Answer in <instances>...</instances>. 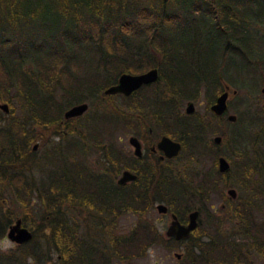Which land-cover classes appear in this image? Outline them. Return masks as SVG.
Here are the masks:
<instances>
[{
	"label": "trees",
	"instance_id": "trees-1",
	"mask_svg": "<svg viewBox=\"0 0 264 264\" xmlns=\"http://www.w3.org/2000/svg\"><path fill=\"white\" fill-rule=\"evenodd\" d=\"M3 2L14 5L17 0H0L2 5ZM26 3L31 8V0ZM60 11L63 14L72 11L70 24L64 23L66 18L63 19L62 15L60 23H55L53 31L48 34L39 35L36 28L33 31L29 27L30 32L20 34L27 42L20 38L14 24L30 23L34 13L28 10L20 17L16 12L1 14L0 100L9 104V90L15 87L27 116L42 126L50 119L61 118L62 111L72 103L88 100L89 107L93 108L84 116L98 121H90L92 130L96 125L101 130V126L108 125L113 118L127 116V107L124 106L129 104L125 97H122L121 109L112 107L105 100L96 102L102 95L101 90L116 82L121 72L136 73L155 66L158 79L137 89L136 93L142 99L139 102L146 106L144 109L149 115H170L173 110L171 99L178 102L195 100L201 91L206 99L202 116L208 120L204 121L196 111L184 117L182 157L186 163L190 158L201 162L200 159L208 153L213 158L210 167L193 173L195 178L183 166L175 185L165 179L163 195L193 196V203L199 207L202 198H206L210 190L217 189L218 183L225 186L232 181L238 182L239 188L246 186L251 171L241 173L235 167L234 179L226 180L224 174L216 170L215 157L219 152L212 150L205 132L210 125L212 132L229 138L234 152L238 148L236 136L250 135L245 124L252 126L256 113L249 110L250 102L245 97H240L243 108H235L236 120L231 125L237 128L231 130L214 129V114L209 111L208 104L224 89V84L236 86L238 82L233 75L240 78L242 85L253 87L257 69L260 72L264 69V34L262 31L258 34L255 29L259 25L264 30V0H111L108 8L103 7V0H65ZM41 24L43 29L49 27L47 23ZM197 37L202 40L198 41ZM159 82L164 83L158 92L153 84ZM3 113L0 110V117ZM262 132L264 134V128ZM29 136L24 122L19 119L12 118L0 125V166L11 170L4 174L11 190L8 200L4 199V185H0V238L14 213L11 207L13 198L19 200L22 207L29 199L28 181L20 171L32 139ZM45 159L60 163L54 155L45 156ZM259 175L253 194L259 198V208L264 212V169ZM45 189L47 195L51 191L58 198L66 196L69 206L81 195L69 173L68 177L53 175ZM115 190L117 196L125 194L123 189L117 187ZM39 196L46 195L41 193ZM252 204L249 200L236 199L230 205L232 220L227 223H230L232 232L242 230L244 236L250 238L246 242L262 245L264 218L254 221L249 217L247 212ZM114 206L117 215L120 208L129 205L117 203ZM68 221L64 224L59 220L48 234L43 232L42 226L33 228V239L17 250L24 257H32L35 264H47V261L50 264H108V254L126 261L125 264H132V258L143 255L158 239L150 228L137 222L126 233H114L112 225L106 231L100 227L106 242L102 240L95 244L81 236L75 223ZM212 223L211 243L232 244L227 235L218 232L219 222ZM199 243L204 245L206 242ZM188 244L187 238L179 264H194ZM203 260L200 258L196 263L204 264ZM0 264L28 263L0 253Z\"/></svg>",
	"mask_w": 264,
	"mask_h": 264
},
{
	"label": "flooded vegetation",
	"instance_id": "flooded-vegetation-1",
	"mask_svg": "<svg viewBox=\"0 0 264 264\" xmlns=\"http://www.w3.org/2000/svg\"><path fill=\"white\" fill-rule=\"evenodd\" d=\"M158 75L157 69V78L155 80L140 84L128 94L121 92L105 93L103 92L104 87L101 90L100 99H97L96 102L101 101L103 103L105 100L112 107L119 108L123 107L122 97H125L129 104L124 106L127 107V116L113 118L106 125L107 127L102 125L101 130L98 125L93 126L92 130L89 127L90 121H98L94 120V117L89 119L84 116V113L89 108L88 100H83L87 103V106L80 114L68 117L63 116L65 109L83 101L72 103L62 111L61 118L54 121L50 119L47 122L48 124L44 126L28 116V133L29 137H32L27 154L30 166L31 164L36 165L38 169H40L41 165L47 166L44 167L46 169L44 170L45 176L42 182L44 187L42 186L41 188H44L43 193L46 196L38 195L37 197V195L31 196V194L29 196V200L37 198L42 204L41 208L44 211L43 215H41L40 227L42 226L43 232L48 234L52 225L59 220L64 221V224L69 220L68 222L75 223L77 231L81 233L82 219L94 217L97 220V230L102 227V230L106 231V229H110L111 225L114 227V222L112 223L111 221L116 219L117 216L129 213L135 217V221L129 229L136 226L137 222L150 228L158 239L153 241L148 248L157 246L173 251L177 261L176 264H179L178 260L182 252H176L175 250L183 248L187 238L189 239V256L194 264H197L196 261L200 258H204V264H264V242L262 245L248 243L246 240H250V238L245 237L242 230L232 232V229L227 228V221L232 218L230 205L238 198L249 200L253 203L247 212L252 220L258 221L260 218H264V212H260L258 205L259 198L253 194L255 186L258 185L257 177L259 178L260 176L259 172L264 169V149L260 151L254 146V141L261 137L260 134L264 138L262 132L264 115L255 116L254 120L260 125L256 131L257 137L251 145L248 144V147L246 144L242 145L245 137H243V134L237 137V152L233 151L232 145L231 149L229 148L232 155L239 156L236 163L227 155L229 152L221 147L224 137L220 133L214 132L215 134L209 140L210 146L214 148L212 150L219 152L215 157V168L219 173L224 174L223 178L233 180L235 167L241 173L243 170L251 171V178L246 180L245 187L239 188L238 182H236L237 190H245V195L241 196L237 192L232 186L235 182L232 181L230 185L223 186L221 184V187L216 185L218 189L210 190L208 196L202 198L199 207L193 203L195 200L193 196L163 195V181L165 179L172 183L174 182L175 185V182L182 175L183 166L197 163L192 158H190L189 163H186V159L182 157L181 143L183 136L182 127L186 123L183 121L184 117L195 112V108L194 100L185 99L178 102L171 99L172 114L148 115L146 108L144 109L146 106L139 102L142 100L140 99V94L136 92L141 85L154 83L158 79ZM256 79L258 80L257 85L259 84V94H261L259 96L264 97V92L261 90L264 87V81H261V79H264V69L262 72L257 69ZM161 85L153 84L158 92L161 90ZM225 86L228 85L224 84V88ZM133 95L137 96V98H134ZM214 99L208 104L210 112H212L210 104ZM189 101L193 103V110L186 112L185 108ZM182 105L183 110L181 111ZM138 108L142 109L139 110ZM261 108L264 110V102ZM212 113L214 114V120H212L214 129L226 130L228 125L236 120V114L234 120L227 119V106L221 114ZM216 135L219 136L218 142L213 141V137ZM162 137L177 142L179 144L177 152L167 155V148L158 144ZM48 155L58 157L60 163L47 162L45 156ZM218 156H223L226 159L228 163L227 169L219 171L217 166ZM247 167L255 168L256 171L249 170ZM198 170L205 169L190 170L192 178H195L193 173ZM123 171H127L128 175L121 179ZM68 173L72 176L75 187L81 194L73 200V203L71 202L74 206L68 205L69 202H67L66 196L58 198L51 194V191H48L47 195L45 189L48 179L53 175L68 177ZM117 187L124 190L125 194L123 197L115 195ZM222 187H225V192L222 191ZM228 188L235 190L234 196H230L227 193ZM34 189L31 188V192ZM216 192L219 194L220 202L218 205L213 206L211 196ZM117 203H126L129 206L120 208L119 213L116 215L114 205ZM159 204H162L164 208L158 210L157 205ZM57 209L60 210L56 211ZM191 211H196L195 226L189 230L186 236L176 238L175 226L178 224L185 225L188 222V214ZM23 217V214L15 215L7 224L3 235L6 236L9 225L16 218L20 219V225L31 232V237L21 243L9 239L14 244V250H17L20 245H26L33 239L34 227L24 223ZM212 221L219 222L220 229H218V232L227 235V239L231 240L232 244L211 243ZM171 225H173V232L167 233ZM88 230L89 227L87 226L86 231ZM199 241H205L206 243L202 245ZM176 253H179V256H176ZM113 259L115 258L108 254L107 263L113 264ZM50 263L47 261V264Z\"/></svg>",
	"mask_w": 264,
	"mask_h": 264
},
{
	"label": "rangeland",
	"instance_id": "rangeland-1",
	"mask_svg": "<svg viewBox=\"0 0 264 264\" xmlns=\"http://www.w3.org/2000/svg\"><path fill=\"white\" fill-rule=\"evenodd\" d=\"M26 1L28 2V0H17V2L14 5H10L8 2H3V5L0 3V18H1V14L3 13H10V12H16L19 17L20 14L23 12H27L28 10H30V12L34 13V18H31V24L29 22V24L26 23H15L14 26L16 28V32L19 34L21 33H25V32H30L29 31V27L34 29L36 28L37 32L40 34H48L49 32L53 31V27L55 23H60V20L62 19V15H63V19H65V22L67 25L70 24V16L72 14L71 12H67V13H62L60 11V7H61V3L65 2V0H31L32 5L31 8L29 6V3H26ZM62 1V2H61ZM111 0H103V7L104 8H108V5L110 3ZM119 0H117L118 2ZM44 5V7H43ZM21 20V19H20ZM0 21H2V19H0ZM33 23L35 24V26H33ZM41 23H47L49 25V27L43 29V26ZM2 23H0L1 25ZM255 29H257V33L260 34L261 31L264 34V30L260 28L259 25H257V27H255ZM28 30V31H27ZM20 38L23 41H28L27 39L23 38L20 36ZM264 38V36H263ZM198 41H201L202 39H200V37H197ZM39 41L40 39H30L29 41ZM232 78H234L238 83L236 84V86L234 85H230V87H228V97H227V112H232L234 113L235 108H243V101H240V97L242 98H246L248 100V102H250L249 105V110L252 112L256 113V116H262L264 115V110L261 108L262 104L264 102V97L259 96L261 94H259V90H258V86L257 82L258 80L255 79L254 80V86H247V85H242V82L240 81V78L233 75ZM241 82V83H239ZM164 82H159V84H163ZM249 83V82H248ZM257 85V86H256ZM235 89V92H232V90ZM16 88L15 87H11L9 90V95H10V108L11 111L7 112V113H3L1 114V119H0V125H3L5 123L8 122V120L15 118V119H19L22 122H24L25 127L28 131V116H27V112L22 108L21 106V96H19L17 93H15ZM259 96V97H258ZM2 101V100H1ZM205 97L202 95V92L200 91V93L198 94V96L195 98L194 100V108L195 111L197 113L200 114V116L203 118L204 121L208 120L207 117H203L202 113H204V105H205ZM184 104V103H183ZM93 108V107H92ZM91 107H89L87 109V111H90L92 109ZM122 108V107H120ZM181 111L183 110V105L180 109ZM86 111V112H87ZM85 114V113H84ZM149 115V114H148ZM254 122V124H252V126H250V124L248 125L247 123L245 124V127L247 130L250 131V135H246L244 134V140H243V144L246 146L248 144H252L253 141L255 140V138L257 137V129L259 127V123H256L255 120L251 121ZM240 127V126H239ZM238 127V128H239ZM231 128L233 129L234 126H232L231 124L228 125L227 129L231 130ZM237 128V127H235ZM234 128V129H235ZM206 136L209 140H211L210 138L212 137L213 134H215L214 132H212L211 126L208 125L206 128ZM261 137H258L255 141H254V146L258 149V150H263L264 149V138L262 137V135L260 134ZM229 137V135H228ZM237 138V136H236ZM231 145L232 142L229 138H224V142L221 145L222 148H225L227 152H229L227 155L229 156L230 159H232L235 163L238 160L239 156L238 155H232L230 152L231 149ZM248 147V146H247ZM230 148V149H229ZM250 148V147H249ZM38 154V153H36ZM212 154L208 153L206 154V156H204V158H201V162H197L195 165H184L187 169V171L193 170V169H207L208 167L211 166L212 163ZM184 160L183 158H179ZM234 163V164H235ZM22 167L20 168V171H22V174L24 175L26 181H28V187L29 192L31 194V196L34 195H40L41 193L43 194L44 190H41L43 185V181H44V170H46L44 167V165H41L38 169V167H36V165L31 164L30 166V161H29V157L25 158L23 160V162H21ZM43 168V170H42ZM185 170V169H184ZM183 171V170H181ZM11 172L10 169H5L3 166H0V176H2V181L0 182V185H4V199L8 200L9 199V194L11 193L10 188L7 186V179L5 178L4 174H9ZM6 174V175H7ZM4 175V176H3ZM232 176V175H231ZM33 182V183H32ZM218 187H221V184L218 183L217 184ZM236 190V182L232 185ZM217 187V186H216ZM217 187V189H218ZM31 188H35L32 192H31ZM219 191V190H218ZM222 191L225 192V187H222ZM245 190L240 189L237 190V192L242 196L245 195L244 193ZM217 193V192H216ZM213 193V195L211 196V201H212V205L216 206L218 205V203L220 202L219 200V194L217 193ZM30 196V195H29ZM39 199L34 198V199H26V206L22 207V203L13 198V203H12V208L14 209V213L12 218L15 215H21L23 214L24 216V223L31 225L34 228H38L40 227L41 223V215H43V209L41 208V203L38 201ZM5 204V203H4ZM7 207V204H6ZM45 209V208H44ZM24 210H26L24 212ZM260 212H263L262 209H260ZM87 217V216H86ZM86 219V220H85ZM85 219H82V225L80 228V234L81 236H83L86 240L88 241H92L93 243H99V241H102L104 237V232L102 230H97V226H96V219L94 217H87ZM12 220V219H11ZM135 221V217L132 214L129 213H123L119 216L116 217V219H114V227L113 228V232L114 233H126L129 230V227L131 226V224ZM100 223H102L101 220H99ZM229 222L227 223V228H229ZM87 226L89 227V232L86 231ZM38 238V237H37ZM240 239V237H239ZM38 240V239H37ZM103 242H106V240L104 239ZM33 243V242H32ZM185 244V242H184ZM14 244L13 242H11L6 236H3L0 238V253L7 254L9 255V257L11 259H13V257H17L20 260L26 261V263L28 264H35V261H33V258L30 256H25L23 254H21L18 250H14ZM176 252L181 251L182 253L184 252V246L183 248H179L175 250ZM52 256H54L55 254L52 252ZM22 256V257H21ZM115 258V257H114ZM34 262V263H33ZM113 264H125L126 261L124 260H118V259H113L112 261ZM131 263L132 264H176L177 261L173 255V251L168 250L166 248H162V247H151L145 250V253L139 257L136 258H132L131 259Z\"/></svg>",
	"mask_w": 264,
	"mask_h": 264
},
{
	"label": "water",
	"instance_id": "water-1",
	"mask_svg": "<svg viewBox=\"0 0 264 264\" xmlns=\"http://www.w3.org/2000/svg\"><path fill=\"white\" fill-rule=\"evenodd\" d=\"M157 78V69L156 67H151L146 69L145 71L139 72V73H130V72H121L117 76L116 82L106 86L103 90L105 93H114V92H121L123 94H128L131 90L138 87L142 83H148ZM262 92H264V87H262ZM232 92H235V89L232 90ZM227 97H228V86H225V88L220 91L214 101L210 104V109L215 114H221L227 106ZM87 103L86 102H80L71 105L67 109L64 110L63 116L68 117L71 115H77L83 112L86 109ZM0 110L3 112H8V104L5 101H0ZM186 112H191L193 110V103L191 101L187 102ZM228 120H234L235 119V113L227 112L226 115ZM134 139V138H131ZM213 141L218 142L219 136L216 135L213 137ZM159 145H161L164 148H167V155H170L174 152H177L179 148V144L177 142H173L166 137H162L161 140H159ZM217 166L219 171H223L227 169L228 163L226 159L223 156H218L217 158ZM128 175L127 171H123L122 178H125ZM227 193L230 196L235 195V190L233 188H228ZM158 210L163 209V205L159 204L157 205ZM195 216L196 211H191L188 214V222L185 225L178 224L175 226V237H181L186 236L191 228L195 226ZM173 232V225L169 226V229L167 230V233ZM6 236L11 241L21 243L26 240H28L31 237V232L24 226L20 225V219L16 218L13 223H11L6 231ZM176 256H179V253L175 254Z\"/></svg>",
	"mask_w": 264,
	"mask_h": 264
}]
</instances>
